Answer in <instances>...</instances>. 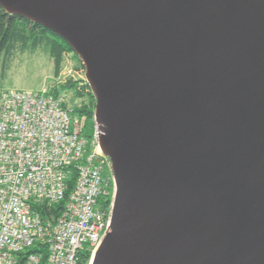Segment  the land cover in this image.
Wrapping results in <instances>:
<instances>
[{"label":"water","instance_id":"water-1","mask_svg":"<svg viewBox=\"0 0 264 264\" xmlns=\"http://www.w3.org/2000/svg\"><path fill=\"white\" fill-rule=\"evenodd\" d=\"M65 40L112 163L92 264H264V0H0Z\"/></svg>","mask_w":264,"mask_h":264},{"label":"built area","instance_id":"built-area-1","mask_svg":"<svg viewBox=\"0 0 264 264\" xmlns=\"http://www.w3.org/2000/svg\"><path fill=\"white\" fill-rule=\"evenodd\" d=\"M66 97L51 89L0 91V264H92L110 227L111 160L97 124L91 137L83 134L84 118Z\"/></svg>","mask_w":264,"mask_h":264},{"label":"rangeland","instance_id":"rangeland-1","mask_svg":"<svg viewBox=\"0 0 264 264\" xmlns=\"http://www.w3.org/2000/svg\"><path fill=\"white\" fill-rule=\"evenodd\" d=\"M69 79L86 80L82 62L73 53L65 52L60 73L55 75L49 47L34 44L33 38H29L26 44L15 43L0 56V91H35L44 86L50 89ZM64 92L72 108L88 101L87 96H77L71 88Z\"/></svg>","mask_w":264,"mask_h":264},{"label":"trees","instance_id":"trees-1","mask_svg":"<svg viewBox=\"0 0 264 264\" xmlns=\"http://www.w3.org/2000/svg\"><path fill=\"white\" fill-rule=\"evenodd\" d=\"M29 38L34 39V44H45L49 47L55 75L60 73L63 62V54L65 52H71L76 58H78L77 54L72 50L69 44L57 34L39 24L32 23L31 21L19 16L10 15L0 9V56L6 48H9L17 42L26 44L29 41ZM70 88L74 90L77 96L88 97L87 102L84 101L82 104L74 106L73 112L75 115L84 118L85 122L83 134L89 138L92 136L94 126L96 124L94 120L95 97L86 80L81 81L69 79L66 83L55 85L50 89L55 95H58ZM74 180L75 176L73 173L70 179H68V193L73 187ZM111 199V195H109L106 199H102V205H104V207H108L111 203ZM64 203L65 201H62L56 207L54 206L53 209L57 212ZM89 257L90 252L88 250L85 249L81 251L80 261L82 263L86 262Z\"/></svg>","mask_w":264,"mask_h":264},{"label":"crops","instance_id":"crops-1","mask_svg":"<svg viewBox=\"0 0 264 264\" xmlns=\"http://www.w3.org/2000/svg\"><path fill=\"white\" fill-rule=\"evenodd\" d=\"M44 89H48V86H44V87H42L41 89H38V90H35V91H42V90H44Z\"/></svg>","mask_w":264,"mask_h":264}]
</instances>
